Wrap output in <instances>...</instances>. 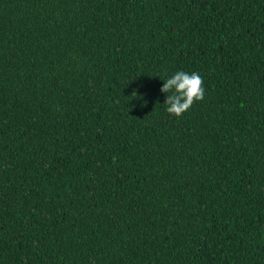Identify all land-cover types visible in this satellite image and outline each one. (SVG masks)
Listing matches in <instances>:
<instances>
[{
	"label": "trees",
	"instance_id": "obj_1",
	"mask_svg": "<svg viewBox=\"0 0 264 264\" xmlns=\"http://www.w3.org/2000/svg\"><path fill=\"white\" fill-rule=\"evenodd\" d=\"M0 264H264V0H0Z\"/></svg>",
	"mask_w": 264,
	"mask_h": 264
},
{
	"label": "clouds",
	"instance_id": "obj_2",
	"mask_svg": "<svg viewBox=\"0 0 264 264\" xmlns=\"http://www.w3.org/2000/svg\"><path fill=\"white\" fill-rule=\"evenodd\" d=\"M161 81L159 92L163 94L165 111L172 115L180 116L194 100L199 101L204 96L202 77L196 71L177 70Z\"/></svg>",
	"mask_w": 264,
	"mask_h": 264
}]
</instances>
